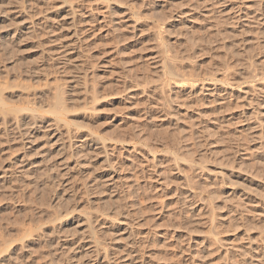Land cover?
<instances>
[{
	"label": "rangeland",
	"instance_id": "1",
	"mask_svg": "<svg viewBox=\"0 0 264 264\" xmlns=\"http://www.w3.org/2000/svg\"><path fill=\"white\" fill-rule=\"evenodd\" d=\"M0 264H264V0H0Z\"/></svg>",
	"mask_w": 264,
	"mask_h": 264
}]
</instances>
